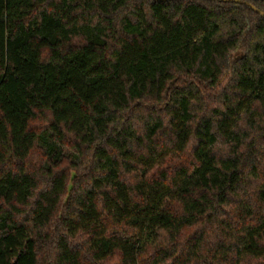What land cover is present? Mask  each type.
<instances>
[{
	"label": "trees",
	"instance_id": "obj_1",
	"mask_svg": "<svg viewBox=\"0 0 264 264\" xmlns=\"http://www.w3.org/2000/svg\"><path fill=\"white\" fill-rule=\"evenodd\" d=\"M0 264H264V16L0 0Z\"/></svg>",
	"mask_w": 264,
	"mask_h": 264
},
{
	"label": "water",
	"instance_id": "obj_2",
	"mask_svg": "<svg viewBox=\"0 0 264 264\" xmlns=\"http://www.w3.org/2000/svg\"><path fill=\"white\" fill-rule=\"evenodd\" d=\"M237 2L239 4L241 3H245L248 4L252 9H254L255 11H257L258 13H260L262 16H264V11H261L259 8H257L254 4L246 2V1H242V0H237Z\"/></svg>",
	"mask_w": 264,
	"mask_h": 264
}]
</instances>
